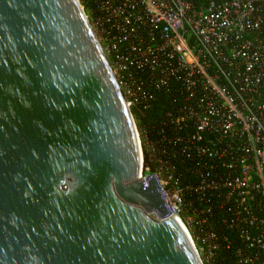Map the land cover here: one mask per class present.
Here are the masks:
<instances>
[{
  "label": "water",
  "instance_id": "95a60500",
  "mask_svg": "<svg viewBox=\"0 0 264 264\" xmlns=\"http://www.w3.org/2000/svg\"><path fill=\"white\" fill-rule=\"evenodd\" d=\"M79 0H0V264H203Z\"/></svg>",
  "mask_w": 264,
  "mask_h": 264
},
{
  "label": "built area",
  "instance_id": "2783aa9c",
  "mask_svg": "<svg viewBox=\"0 0 264 264\" xmlns=\"http://www.w3.org/2000/svg\"><path fill=\"white\" fill-rule=\"evenodd\" d=\"M79 1L127 102L180 92L160 127L138 128L142 176L203 264H264V0Z\"/></svg>",
  "mask_w": 264,
  "mask_h": 264
},
{
  "label": "trees",
  "instance_id": "16d2710c",
  "mask_svg": "<svg viewBox=\"0 0 264 264\" xmlns=\"http://www.w3.org/2000/svg\"><path fill=\"white\" fill-rule=\"evenodd\" d=\"M179 91H161L156 93V98L151 106L144 109L137 104L131 106L132 112L137 121L138 128L141 133L153 132L160 127L166 114L169 110H174L176 103L179 101ZM147 167L153 168V164L149 161L148 154L145 150L144 172H147Z\"/></svg>",
  "mask_w": 264,
  "mask_h": 264
}]
</instances>
